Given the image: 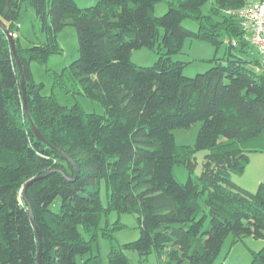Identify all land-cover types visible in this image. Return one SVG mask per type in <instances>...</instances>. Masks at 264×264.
<instances>
[{
    "label": "trees",
    "instance_id": "1",
    "mask_svg": "<svg viewBox=\"0 0 264 264\" xmlns=\"http://www.w3.org/2000/svg\"><path fill=\"white\" fill-rule=\"evenodd\" d=\"M22 1L0 0L10 34ZM24 1L46 41L22 49L14 39L16 60L0 26V264H38L39 246L40 264H101L92 243L111 212L134 214L139 237L113 248L107 264H129L127 251L154 253L161 264H224L216 259L229 236L264 241V183L253 192L233 180L250 154L264 153V69L235 15L253 1L213 0L203 14L208 0H169L160 17L154 10L164 0H97L87 8ZM185 19L197 31L184 28ZM66 26L75 30L78 56L63 76L101 104L102 115L59 105L32 80L31 62L44 65L61 52L56 37ZM186 39L224 45L225 55L186 77V63L173 59ZM156 44L152 66L131 62L133 50ZM195 124V144L178 147L173 131ZM198 151L206 153L193 176ZM175 164L186 168V182L175 178ZM109 225L106 238L120 227ZM250 264H264V246Z\"/></svg>",
    "mask_w": 264,
    "mask_h": 264
},
{
    "label": "rangeland",
    "instance_id": "2",
    "mask_svg": "<svg viewBox=\"0 0 264 264\" xmlns=\"http://www.w3.org/2000/svg\"><path fill=\"white\" fill-rule=\"evenodd\" d=\"M74 1L80 8L92 7L97 3V0ZM166 1L169 0H164L155 6V16L160 17L166 12ZM212 1L213 0H208L202 6L201 11L203 14L208 12L210 6L212 5ZM182 26L190 31H197V23L191 19H185L182 22ZM16 28L17 34H11V36L13 39H17V46L22 49L29 48L32 45L46 41L45 33L41 31L40 24L37 20L34 9L30 7L24 0L21 3ZM160 33L162 34V31H160ZM56 42L58 47L61 49L60 53L49 56L46 64L44 65L36 61H33L30 64L33 82L43 85L41 95H54L57 103L67 108H71L74 104H79L85 113L102 115L104 113L103 106L82 96L79 86L76 85L70 77L63 76L64 68L70 65L78 56V44L75 30L70 26L64 27L57 34ZM157 46L158 44L155 45L154 49L141 48L133 50L130 57L131 62L139 67L152 66L158 57V54L156 53ZM249 50H251V48ZM224 55V45L215 47L206 40L186 39L183 43L181 52L173 56V59L186 63L183 69V75L191 78L197 74L205 72L210 68L211 64L208 62V60L212 59L213 57L223 58ZM253 56L257 58L258 55L253 54ZM56 80L59 81V85H55ZM198 129L199 124H195L186 129H175L173 131V135L176 145L178 147H192L196 142ZM205 153V151L196 152V166L194 168L193 176L200 175L201 163ZM255 155L258 156L257 154ZM250 156L251 154L249 155V159ZM259 163H264V161L261 160ZM255 164L256 163L250 162V166H254ZM244 171L245 172L243 173L245 174V177H243V180L251 186L249 183V177L252 175L251 171L250 173L247 171V169ZM173 174L175 178L181 183L186 182L188 178V172L181 164H175L173 166ZM234 177L236 178V176ZM255 190L256 187H254L251 191L254 192ZM100 195L102 203L105 205L106 198L103 182H101ZM59 205L60 199L57 198L51 206V209L53 211H57ZM115 223H118L120 227L115 228L112 231L111 238L104 237L103 232L106 230V225L110 224L109 228H113ZM100 227L103 230L98 232L96 241L92 243L93 247L91 254L98 256L101 264H107L109 253L113 248L117 249L120 245L133 242L139 237L136 216L132 213L111 212L107 216H102ZM79 232L84 239H89L81 227H79ZM263 246L264 241L260 239H252L247 237L241 241L233 242V236H229L223 243L219 256L216 259V263L250 264L252 259V251H259L263 248ZM126 256L129 259V264H161L160 260L154 253L147 256H140L136 252L127 251ZM77 262H79V258H77Z\"/></svg>",
    "mask_w": 264,
    "mask_h": 264
},
{
    "label": "built area",
    "instance_id": "3",
    "mask_svg": "<svg viewBox=\"0 0 264 264\" xmlns=\"http://www.w3.org/2000/svg\"><path fill=\"white\" fill-rule=\"evenodd\" d=\"M246 29L250 45L256 49L264 69V0L251 3L235 12Z\"/></svg>",
    "mask_w": 264,
    "mask_h": 264
},
{
    "label": "crops",
    "instance_id": "4",
    "mask_svg": "<svg viewBox=\"0 0 264 264\" xmlns=\"http://www.w3.org/2000/svg\"><path fill=\"white\" fill-rule=\"evenodd\" d=\"M252 1H253L252 3L259 2V0H252ZM249 51L252 54V56H253V54L258 55V52L256 51V49L253 48L252 46H251V50H249ZM257 59L260 60L259 55L257 56ZM255 154H257L258 156H256ZM251 157H253V158H251ZM261 160L264 161V153H254V154H251L250 159H249V162H248V164H247V166L245 168V170L247 169V171L249 173L251 171V174L252 175L249 177L250 178L249 183L251 184V186L246 181L243 180V177H245V174L244 173H242L239 176H236V178L233 177V180L238 185H240L243 188L248 189L249 191L253 190L254 187L257 188V186L260 183H264V163H259V161H261ZM250 162L256 163V164L254 166H250Z\"/></svg>",
    "mask_w": 264,
    "mask_h": 264
},
{
    "label": "water",
    "instance_id": "5",
    "mask_svg": "<svg viewBox=\"0 0 264 264\" xmlns=\"http://www.w3.org/2000/svg\"><path fill=\"white\" fill-rule=\"evenodd\" d=\"M0 26H1V28L4 30L5 35H6L7 39H8V43H9L10 49H11L13 55L15 56V58H16V60H17V56H16V53H15V43H14V39H13V37L11 36V34L7 31V29L2 25V23H0ZM21 91H22V95H23L24 108H25V110H26L25 88H24V80H23V77H22V76H21ZM26 112H27V111H26ZM31 127H32L34 133L36 134V136H37L38 138L41 139L39 133L36 131V129H35V127L33 126V124H31ZM31 182H32V180H30V181H28V182L26 183L25 189H26V187H27ZM25 189H24V191H23V196H24V198H25ZM30 219H31V221H32V224H33L35 230L37 231V228H36V226H35L34 223H33V219H32V216H31V215H30ZM37 233H38V232H37ZM38 237L40 238L39 233H38ZM38 264H40V246H39V249H38Z\"/></svg>",
    "mask_w": 264,
    "mask_h": 264
}]
</instances>
